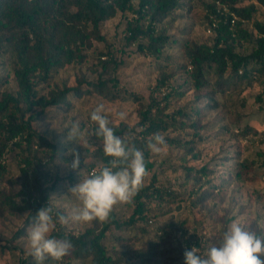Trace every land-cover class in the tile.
Wrapping results in <instances>:
<instances>
[{
    "label": "rangeland",
    "instance_id": "1",
    "mask_svg": "<svg viewBox=\"0 0 264 264\" xmlns=\"http://www.w3.org/2000/svg\"><path fill=\"white\" fill-rule=\"evenodd\" d=\"M138 1L133 0V3L136 4ZM258 7L257 16L264 20V7ZM204 15L205 8L196 0H193L184 10L177 11L176 18L169 21L168 25L171 45L160 59H156L144 56L137 45L127 44L124 31L131 15L125 16L118 12L112 20L98 27L88 26L86 33L89 36L87 35L84 44L81 45L78 42L77 44L80 45L78 48L72 47L75 57L73 63L65 64L63 59L64 66L62 65L59 71H53L51 78L37 87L40 95L46 96L48 100L59 96L60 91L65 88L78 90L76 95L74 93L68 96L67 104L50 105L43 112H40V108H36L34 113H38L37 121L32 123V130L40 134L58 151L63 150L59 156L49 161V149L45 148L40 152L38 160L41 165L47 163L40 170L44 174H49L48 179H41L38 186L46 191L56 182V191L48 193L49 206L56 212L68 215L71 209L77 206L75 198L67 195L68 187L74 186L90 173L93 169L89 167H98L103 162L98 152V149L102 148L100 142L91 135L96 127L90 120L91 111L98 104L103 103L114 128L124 129L125 132L136 136L140 131L137 126L142 105L149 102L153 93L154 96L162 98L155 91L161 76V66L172 65L170 70L176 72V77L171 82L175 85L184 84L186 74L178 66L186 63L185 51L186 46L189 45L188 42L203 44L209 41L208 37L212 34L205 29ZM248 26L252 28L251 24ZM59 32L61 38H73L70 29L61 28ZM35 50V47L32 48L29 57H35ZM166 56L169 60L165 59ZM102 62H107V76L117 79L123 88L120 97L114 100L112 97L100 95L92 87V84L104 77L105 69L101 65ZM18 63L17 53L10 46L1 43V94L16 95L18 83L15 69ZM184 88V98L175 100L172 109L204 108L202 117H198L203 127L198 135L194 137V130L190 129L182 133L186 140L193 138L196 151L201 153V161L194 162L189 155H185L184 150L175 148H167L163 155L151 153V161L155 162V166L148 171L144 181L150 184L156 178L157 183L162 182L169 188H176L175 182L182 180L185 174L183 171L185 162L181 160L185 157L187 162H191L189 166L200 168L204 164H211L215 170V183L220 182L221 179L225 181L223 182L224 194L215 196L212 201L206 203L207 210L213 208V215L207 210L194 208L186 199L170 204L171 206L152 205L150 221L128 228L124 225L132 215V203L116 206L112 214L121 227L112 224L104 241L105 247L111 253L147 252L149 253L147 259L150 260L151 253H155L153 250L155 247L156 251L174 249V253L169 254V257L182 259L185 250L196 247L198 243L200 254H203L209 244H215L218 236L235 219H240L248 230L264 236V82L251 83L249 87L239 88L237 91L227 90L226 95L216 96L215 104L209 102V98H204L205 103L199 102L197 93L192 87L190 90L188 86ZM258 97L262 98L261 102ZM212 105H216V109H212ZM121 111L127 114L124 121L116 117V113ZM68 121L80 122L82 134L78 144L65 142L68 131L65 124ZM246 127H249L250 133L246 139H242L243 137H239V132ZM71 148H75L81 156L80 168L75 171L66 166L73 159L68 155ZM14 154L15 152L8 157L7 174L0 180L2 194L0 205L2 201L10 200L6 208L0 207V264H20L23 260L27 264H36L28 255L26 230L31 224L27 225L25 221L37 206L27 207L28 199L21 193L19 161L18 158L13 157ZM64 157L71 158V161L64 162L62 159ZM243 162L254 165V171L250 173L254 179L245 181L235 178L239 165ZM171 166L177 168L176 173L170 170ZM35 196L37 198L39 194L36 193ZM197 219L201 220L198 222ZM183 221L188 222L183 233L179 231L178 234L172 232L168 235L169 230L165 231L166 227L178 225ZM94 228H96L94 222L89 224L70 222L66 226L57 225V230L64 229L67 234L74 236ZM161 228H164L163 232L158 231ZM22 229L25 232L18 233ZM60 262L47 258L44 264H61ZM147 263L164 264L165 261L157 255L152 263ZM73 264L84 263L73 262ZM125 264H144V260L135 255Z\"/></svg>",
    "mask_w": 264,
    "mask_h": 264
},
{
    "label": "trees",
    "instance_id": "2",
    "mask_svg": "<svg viewBox=\"0 0 264 264\" xmlns=\"http://www.w3.org/2000/svg\"><path fill=\"white\" fill-rule=\"evenodd\" d=\"M196 1L201 2L205 8L206 31L213 27L210 16L214 15L220 22L213 28L207 43L188 42L185 51L186 63L178 66L186 74L184 84L175 85L171 82L176 77V72L170 70L172 65L160 68L161 76L155 91L162 98L154 96L153 93L149 102L142 105L137 126L140 131L133 136L137 147L144 150L147 171L154 168L155 162L151 161V152L147 150L146 142L147 138L156 132L165 135L169 149L184 150L185 155H189L192 161H201V153L196 151L193 138L186 140L182 133L190 129L194 130V137L198 135L203 128L198 117H202L204 108L172 109L175 100L184 98L185 86H188L189 90L192 87L199 102L209 98V102L215 104L216 96L226 95L227 90L237 91L239 88L249 87L251 83L264 82V20L257 16L258 6L264 7V0ZM192 2L193 0H139L135 4L133 0H0V45L3 43L10 46L19 58L15 69L18 83L16 95L0 93V180L7 174L8 157L15 152L13 157L18 158L21 172V193L28 199L27 207L37 206L25 224H31L36 213L49 206L48 193L56 191V182L46 191L38 186L41 179L49 177V174L40 170L47 165H41L38 161L40 152L48 148L49 161H52L63 151H58L32 130V123L37 121L38 117V113H34L35 109L40 108V112H43L50 105L59 106L66 103L69 95H76L78 92L77 89L65 88L60 91L59 96L48 100L46 96L40 95L37 87L46 83L53 71H59L63 59L65 64L73 63L75 57L72 47L78 48V44H84L87 35L89 36L86 33L88 26L98 27L112 20L118 12L125 16L131 15L124 31L127 44L137 45L144 56L160 59L171 45L168 35L169 21L176 18L177 11L184 10ZM233 15L237 18L234 24ZM248 24L252 25L251 29ZM61 28L70 29L73 38H61ZM34 47L35 57H29ZM165 59L169 60L168 56ZM106 63H101L105 69L104 77L92 84V87L100 95L112 97L114 100L120 97L123 88L117 79L107 76ZM175 67L177 68V64ZM258 100L261 102L262 98L258 97ZM212 106V109H216V105ZM239 133V137L246 139L250 129L246 127ZM115 134L124 137L129 133L124 129L115 128ZM98 152L103 163H106L107 158L102 148L98 149ZM62 159L66 163L71 161L68 157ZM181 160L185 162V174L182 180L175 182L176 188H169L162 182L157 183L156 178L150 184L144 181L143 188L131 204L133 212L125 223V228L150 221L152 205L171 206L187 199L194 208L205 211L207 202L224 194L225 181L221 179L215 183V170L211 164L197 168L189 166L191 162H187L185 157ZM250 165L247 162L240 164L235 178L245 181L254 179L250 176L254 165ZM89 169H94V166ZM170 170L177 172L175 166H171ZM36 193L39 194L37 198ZM9 201H2L0 207L6 208L10 204ZM207 212L213 215V208H209ZM57 213L53 209V215ZM197 220L199 222L201 219ZM187 223L183 221L178 225L168 226L165 231L169 230L168 235L172 232L178 234L179 231L183 233ZM112 224L121 227L113 214L106 223L94 221L96 228L79 236L69 235L64 229L55 231L53 235L56 238L67 237L73 245L69 255L60 263L125 264L130 257L136 255L144 260V264H148L147 262L152 263L153 258L158 255L163 258L164 264H184V256L182 259L169 257V254L174 253V249L156 251L154 247L155 253H151L150 260L147 259V252L111 253L105 247L104 241ZM158 231L163 232L164 228ZM21 232L25 230L22 229L18 233ZM198 246L197 243L196 247ZM20 264L27 262L23 260Z\"/></svg>",
    "mask_w": 264,
    "mask_h": 264
},
{
    "label": "clouds",
    "instance_id": "3",
    "mask_svg": "<svg viewBox=\"0 0 264 264\" xmlns=\"http://www.w3.org/2000/svg\"><path fill=\"white\" fill-rule=\"evenodd\" d=\"M123 111L116 113L120 121L126 119ZM90 120L96 125L91 133L100 142L106 163H101L74 186H69L67 195L75 198L77 206L68 215H53L50 206L41 208L26 230L28 255L36 264H44L47 258L60 262L69 255L71 240L56 238L53 233L57 225L106 223L118 205L130 204L143 188L148 175L144 150L138 148L133 134L124 137L115 134L109 112L103 103L90 113ZM65 142H75L82 134L79 121H68ZM139 131V129L137 130ZM146 148L154 155H163L168 148L165 135L160 132L147 138ZM68 155L73 159L66 166L78 170L80 153L71 148ZM184 264H264V236L245 228L240 219L233 220L203 254L192 247L184 252Z\"/></svg>",
    "mask_w": 264,
    "mask_h": 264
},
{
    "label": "built area",
    "instance_id": "4",
    "mask_svg": "<svg viewBox=\"0 0 264 264\" xmlns=\"http://www.w3.org/2000/svg\"><path fill=\"white\" fill-rule=\"evenodd\" d=\"M232 24H234L235 23V21L237 20V18L233 15L232 16ZM210 19H211V21H212V28H210V29H208L207 30V32L209 33V34H212V30H213V28H216L217 26H218V24H219V22H220V20H218L214 15L213 16H210ZM16 141H17V139H16Z\"/></svg>",
    "mask_w": 264,
    "mask_h": 264
}]
</instances>
